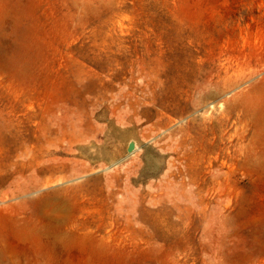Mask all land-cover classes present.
Here are the masks:
<instances>
[{
    "label": "rangeland",
    "instance_id": "1",
    "mask_svg": "<svg viewBox=\"0 0 264 264\" xmlns=\"http://www.w3.org/2000/svg\"><path fill=\"white\" fill-rule=\"evenodd\" d=\"M0 264H264V0H0Z\"/></svg>",
    "mask_w": 264,
    "mask_h": 264
},
{
    "label": "water",
    "instance_id": "2",
    "mask_svg": "<svg viewBox=\"0 0 264 264\" xmlns=\"http://www.w3.org/2000/svg\"><path fill=\"white\" fill-rule=\"evenodd\" d=\"M135 149H136L135 146L132 144V145L129 146L127 151H128L129 154H132L135 151Z\"/></svg>",
    "mask_w": 264,
    "mask_h": 264
},
{
    "label": "bare ground",
    "instance_id": "3",
    "mask_svg": "<svg viewBox=\"0 0 264 264\" xmlns=\"http://www.w3.org/2000/svg\"><path fill=\"white\" fill-rule=\"evenodd\" d=\"M132 144L135 146V148L138 146L137 143H136L135 141H131V142L129 143L128 147H129L130 145H132ZM135 150H136V149H135ZM48 187H49V186H48ZM52 201H53V200H52ZM52 201H51V202H52Z\"/></svg>",
    "mask_w": 264,
    "mask_h": 264
}]
</instances>
